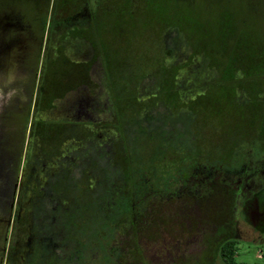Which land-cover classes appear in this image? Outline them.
I'll list each match as a JSON object with an SVG mask.
<instances>
[{"label":"rangeland","instance_id":"obj_1","mask_svg":"<svg viewBox=\"0 0 264 264\" xmlns=\"http://www.w3.org/2000/svg\"><path fill=\"white\" fill-rule=\"evenodd\" d=\"M0 15V264H223L225 241L264 264L241 212L243 182L264 184V0H0ZM74 151L58 195L46 168Z\"/></svg>","mask_w":264,"mask_h":264},{"label":"flooded vegetation","instance_id":"obj_2","mask_svg":"<svg viewBox=\"0 0 264 264\" xmlns=\"http://www.w3.org/2000/svg\"><path fill=\"white\" fill-rule=\"evenodd\" d=\"M95 1V0H94ZM96 4V3H95ZM95 14V13H94ZM62 36V34L59 35V37ZM64 37V36H63ZM177 92L179 93L180 91L183 90V86H178V88H176ZM173 91V90H172ZM159 92V91H158ZM177 92L175 91V93L177 94ZM171 93V92H170ZM85 124V123H84ZM83 125V124H82ZM85 127V126H84ZM97 137V135H96ZM262 139H254L253 141L248 142V144L245 142L243 144H239V148L243 149L245 146V144L247 145H250L252 146L253 148L255 149H260L259 151H263V141H261ZM251 143V144H250ZM73 148V147H72ZM240 150H236L235 151V155L236 157H239V156H242V151ZM251 149V148H250ZM74 150V148H73ZM101 150L98 149V152L96 153V157L99 158L100 156V152ZM61 153H63V149L61 150ZM68 155H65V156H62L60 157L58 160V156L56 157L55 161L53 162H58V165L56 166V169H53L52 167H44L46 168V182H49L48 185L51 186V187H54V188H58L60 191H59V194L60 193L62 194V191H63V188L61 186H65L64 190L67 189V188H72V187H67V183H70V179L67 177L71 172L69 171V169H62L63 166H64V163H67L68 162V166L70 165V169H73L77 166V162L76 160L78 159V155H79V152L78 151H74L72 152V154H70L69 152L67 153ZM240 154V155H239ZM199 157V156H197ZM196 156L195 157H188L186 160H183V162H185L186 164H188L189 166L188 167H183L180 168L179 167H175V169H201V167L197 164V158ZM236 160V159H235ZM72 161V163H70ZM79 161V160H78ZM205 161V160H204ZM239 162V161H238ZM255 164V163H254ZM263 163L260 161L257 162L255 164V170L254 172L256 173V171H259L261 172V168H264ZM161 165V164H159ZM37 164L35 165H32L31 167H29V169H33L34 167H36ZM67 166V168H68ZM198 166V167H197ZM254 166V165H253ZM40 167L39 165L37 166V168ZM156 167V166H155ZM153 168V169H166L164 166L163 167H158V168ZM144 168V167H143ZM258 168V169H257ZM40 169V168H39ZM145 169V168H144ZM174 169V168H173ZM27 171L28 169H24L22 175H21V178L23 177H26V174H27ZM59 171H63V175L59 172ZM254 172H251L252 174ZM258 172V173H259ZM58 176V179H54V176ZM64 176V177H63ZM140 177V179H142V181H145L147 179H144L143 176L141 177L140 175H138ZM21 183H22V180L20 181V188H21ZM60 183H63L64 185L60 184ZM249 182L247 181H244L243 182V186H244V192H243V203H242V217L245 218V220L249 221L250 222V226L253 228V230L256 232V233H261L260 235H262L264 237V184L262 183H258L253 185V186H246V184H248ZM146 186L148 185L147 182L145 183ZM48 186V187H49ZM148 187V186H147ZM246 187L248 188L246 190ZM168 189V188H167ZM38 187L34 188L31 192L32 193V204H31V207L29 208V210L33 211L34 207H35V194L37 195L38 194ZM49 190V189H48ZM249 194V195H248ZM20 195V189H19V193H18V197ZM63 195V194H62ZM63 197V196H62ZM106 199V198H105ZM67 200V199H66ZM65 200V198H63V203L64 202H67ZM75 202V201H74ZM79 202V201H78ZM78 207V206H77ZM82 208H79V211H81ZM59 212H63V213H66L65 214V219L69 216H75L74 214L70 213L72 212L73 210H71V208H67L64 210L62 207L59 208ZM84 210V209H83ZM70 213V214H69ZM80 213V212H79ZM78 213V214H79ZM18 219H19V216H17ZM20 220V219H19ZM18 220V221H19ZM66 222V221H65ZM67 227V224L64 223V228ZM68 228V227H67ZM97 232V230L95 231ZM97 234H99L97 232ZM11 259V258H9Z\"/></svg>","mask_w":264,"mask_h":264},{"label":"trees","instance_id":"obj_3","mask_svg":"<svg viewBox=\"0 0 264 264\" xmlns=\"http://www.w3.org/2000/svg\"><path fill=\"white\" fill-rule=\"evenodd\" d=\"M22 191L23 189L21 188L20 194L23 196L24 194H22ZM79 212H80L79 208L75 207L71 213L75 215V214H78ZM234 254H235V249H234V243L232 241H225L220 246L219 255H220V259L223 264H235Z\"/></svg>","mask_w":264,"mask_h":264},{"label":"crops","instance_id":"obj_4","mask_svg":"<svg viewBox=\"0 0 264 264\" xmlns=\"http://www.w3.org/2000/svg\"><path fill=\"white\" fill-rule=\"evenodd\" d=\"M1 16V15H0ZM4 30L3 28L0 29V31Z\"/></svg>","mask_w":264,"mask_h":264}]
</instances>
